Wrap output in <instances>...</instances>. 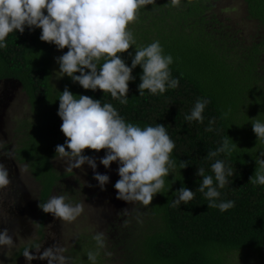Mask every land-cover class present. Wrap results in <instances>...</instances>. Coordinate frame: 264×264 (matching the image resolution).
Listing matches in <instances>:
<instances>
[{
	"label": "trees",
	"instance_id": "obj_1",
	"mask_svg": "<svg viewBox=\"0 0 264 264\" xmlns=\"http://www.w3.org/2000/svg\"><path fill=\"white\" fill-rule=\"evenodd\" d=\"M244 2L248 17L259 28L251 43L224 24L215 10V0H178L176 4L153 0L142 5L131 22L136 46L159 40L164 52L173 56L169 67L178 84L164 93L145 89L139 95L142 69L137 65L132 70L136 79L128 82L126 104L108 92L85 89L66 74L54 77L56 46L39 38V27L10 32L6 47L0 48V81L20 83L32 110L35 108V121L33 116L25 126L28 139L24 142L31 144L30 151L23 155L18 149V157L28 161L42 180L43 201L64 175L52 160L59 155L55 145L65 139L57 114L58 95L65 85L74 93L111 102L126 120L141 126L166 124L175 141L171 156L177 167L174 174L165 177L164 192L156 193L148 205L137 204L132 213H119L121 222L113 224V242L120 250L122 264H229V253L246 251L264 257V184L249 180L256 166L254 157L264 150V140L257 139L251 121L264 120V0ZM128 51L134 52V46L122 53L130 64ZM198 97L208 100L204 120L185 121ZM209 118H213L211 130L207 127ZM227 136L238 147L229 154L220 152L208 158L207 151L219 147ZM84 151L93 155L104 149L86 147ZM217 158L234 169L217 198L234 200V206L224 211L209 207L197 189L201 179L197 167L212 174L210 164ZM181 159L188 165L179 169ZM181 175L183 179L177 178ZM182 183L195 195L187 203L174 205L175 189Z\"/></svg>",
	"mask_w": 264,
	"mask_h": 264
},
{
	"label": "clouds",
	"instance_id": "obj_2",
	"mask_svg": "<svg viewBox=\"0 0 264 264\" xmlns=\"http://www.w3.org/2000/svg\"><path fill=\"white\" fill-rule=\"evenodd\" d=\"M153 0H0V48L7 45L6 37L12 31L23 32L40 28L39 38L53 43L57 49L67 50L55 56L58 64L57 77L65 74L73 82H78L85 89H99L108 92L120 104L128 102L129 81L135 80L133 69L139 65L140 82L137 84L139 95L147 89L151 93H164L167 88H174L178 79L171 76L169 65L173 62L171 53H166L159 40H153L143 46H136L135 36L129 23L136 19L138 9ZM173 4L178 0H171ZM128 51L131 62L126 63L122 55ZM57 114L61 118L60 129L65 135L62 143L55 145V153L69 158V169L87 163L92 175L101 189L110 179L108 172L97 171V159L105 168L111 162L117 163L118 179L113 183L115 195L125 201H140L148 205L153 196L164 192L165 177L173 173L177 162L171 153L175 141L171 138L166 124L148 123L141 126L126 120L111 102H102L100 97L86 93H74L65 87L58 95ZM207 98H197L185 121L204 120L203 110ZM252 130L257 139L264 140V120L253 119ZM213 118H209L211 130ZM104 154L96 157L84 151L85 148ZM230 137H223L216 149H209L208 158L218 153L229 154L237 148ZM256 166L249 180L253 184H264V150L255 157ZM188 165L184 159L179 162V169ZM212 174H205V169H196L200 182L197 189L207 198L209 207L224 211L234 206L233 199H217L220 189L233 176L234 169L222 158L210 164ZM174 174V173H173ZM183 179L181 177H177ZM9 183L8 169L0 162V185ZM89 186L90 182H89ZM172 203H187L195 191L183 183L177 189ZM45 212L65 220L75 219L83 210L80 202L73 203L67 193L51 195L46 202L39 204ZM97 247L87 251V258L96 264L97 256L105 245V234L98 231L92 237ZM13 235L7 227L0 228V245L12 244ZM38 249V248H37ZM57 245L45 247L39 252V258H47V264H66L67 257ZM26 257L36 255L29 248L24 249ZM110 255V253H107Z\"/></svg>",
	"mask_w": 264,
	"mask_h": 264
},
{
	"label": "rangeland",
	"instance_id": "obj_3",
	"mask_svg": "<svg viewBox=\"0 0 264 264\" xmlns=\"http://www.w3.org/2000/svg\"><path fill=\"white\" fill-rule=\"evenodd\" d=\"M215 3V10L224 20V24L238 30L239 37L245 38L246 42L251 43L259 28L257 22L248 17L244 0H215ZM128 27H133L131 22ZM66 50L67 46L63 49L55 47L53 55L55 57ZM54 64V77L59 78L56 76L58 64L55 59ZM0 95L2 104H4V106H0V148L5 144L6 153H8L4 157L9 156L11 152L17 156L15 157L16 163L11 165L19 176L21 187L30 197V204L24 202L19 207L20 209L23 208L24 212L12 217L10 214H13V211L10 206H15V204L6 200V192L12 183L11 179L9 178L8 184L0 185V228H3L2 225L4 224V227L11 230L10 224L13 222L9 223L7 219L2 220L5 216H10L13 221L14 218L15 221L17 220V224L12 229L13 243L0 245V264H14L15 259L20 254L17 251L22 246L33 245L34 243L36 246L30 252L36 253L35 257H39V252L43 251L45 247L57 245L63 249L62 254L67 257L66 264H92L86 253L88 250H95L97 247L92 237L98 231L105 234V245L97 256L96 264H122L119 257L120 250L114 246L113 242L115 229L113 227L121 222L120 212L123 213L126 210L128 211L127 214H130L137 204L143 203L138 200L125 201L115 195L117 190L113 187V183L118 179L117 163L113 161L110 167L105 168L97 159L98 167L96 170L108 172L110 176L105 187L101 189L92 175L93 169L87 163L78 168L69 169L68 157L58 155L53 158L54 167L64 175L50 196L67 193L73 203L80 202L82 204L83 210L71 221L55 217L49 212L46 227L40 229L41 232H39L40 217L43 218L47 214L39 206V204L46 202L41 197L43 182L34 174L29 162L21 160L17 155L20 148L23 155L30 151L28 147L31 144L24 142L28 139L25 126L34 116L35 108L32 110L27 92L16 80L0 81ZM35 118L34 116V121ZM103 154L104 151L93 155L99 157ZM0 162H3V159H0ZM36 174L38 175V173ZM89 182L91 186H89ZM228 257L229 264H264V257L252 251L232 252L229 253ZM10 258L12 259L10 260ZM23 260L24 264H32L31 259L26 256Z\"/></svg>",
	"mask_w": 264,
	"mask_h": 264
},
{
	"label": "flooded vegetation",
	"instance_id": "obj_4",
	"mask_svg": "<svg viewBox=\"0 0 264 264\" xmlns=\"http://www.w3.org/2000/svg\"><path fill=\"white\" fill-rule=\"evenodd\" d=\"M9 80H11V79H9ZM3 96H4V94H3ZM0 106L1 107L4 106V104H2L1 95H0ZM0 153H2V154H0V156H1L0 159H3V164H4L5 167H7L8 175H9V178L11 179L10 181L12 182L10 184L9 190H7V192H6V200L8 202H11V203L15 204V206H12V205L10 206V209H12V211H13V214L11 213L10 215H12V217H13V216H15L17 214L20 215V214H22L24 212L23 208L20 209L19 207L22 206V204L24 202L30 204V197L28 196L27 192L23 189V187H21L19 176L16 174L15 169H13V166L11 165L13 163H16L15 157H17V156H15V153L13 154V152H11V154H9V156L7 155V157H4V155L8 153V152L6 153L5 144H3V146L0 148ZM4 205H6L5 202H4ZM48 214H49V212H47L45 217H43V218L40 217L39 232H41V230H40L41 227H42V229H44L46 227L45 225H46V220H47ZM6 219L9 221V223L13 222V223L10 224L11 230L9 229L11 231V233H13L12 229H13L14 225L17 224V220L15 221V218H14V221H13V219H11L10 216H5V217H3L2 220H6ZM42 222H43V224H42ZM4 226L5 225L3 224L2 227H4ZM34 244L33 245H28V246L27 245L26 246H22L17 251L20 254L15 259L14 264H24V260H23V258L25 257V255L23 254L24 253V249L25 248H29L30 250H33L34 246H36ZM46 245H48V244H46ZM11 259L12 258H10V260ZM31 262H32V264H47V258L41 259L39 257L33 256L32 259H31Z\"/></svg>",
	"mask_w": 264,
	"mask_h": 264
}]
</instances>
